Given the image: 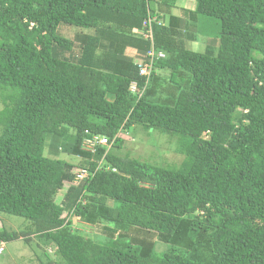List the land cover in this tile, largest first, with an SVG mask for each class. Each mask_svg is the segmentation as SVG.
<instances>
[{"label":"trees","instance_id":"1","mask_svg":"<svg viewBox=\"0 0 264 264\" xmlns=\"http://www.w3.org/2000/svg\"><path fill=\"white\" fill-rule=\"evenodd\" d=\"M0 104V213L26 220L0 226V254L264 264V0H0ZM135 125L176 135L179 166L124 152Z\"/></svg>","mask_w":264,"mask_h":264},{"label":"rangeland","instance_id":"2","mask_svg":"<svg viewBox=\"0 0 264 264\" xmlns=\"http://www.w3.org/2000/svg\"><path fill=\"white\" fill-rule=\"evenodd\" d=\"M179 7L194 8L196 0H177ZM64 26V25H62ZM60 27L59 31L66 37L74 38L78 31L75 26ZM206 37L199 35L198 40L191 43L190 47L203 51V45L206 43ZM165 78L170 76L169 71L161 72ZM2 105L0 104V109ZM124 146L123 150L131 151V156L138 158L142 161L150 162L153 164H169L179 166L184 155L178 152L177 145L178 140L176 135H170L161 131L153 130L150 128L147 130L141 125H135L124 132ZM70 161H74V158L70 157ZM64 191H61L57 197V201L61 200ZM26 222L22 217L0 213V226L5 224L7 227L18 229L22 227L21 223ZM74 227L80 231H83L88 236H92L94 226L91 224L77 221ZM48 251L53 254V249L48 248ZM32 258V259H31ZM33 260V261H32ZM0 264H39L33 251L22 241H11L7 243V251L4 254H0Z\"/></svg>","mask_w":264,"mask_h":264},{"label":"built area","instance_id":"3","mask_svg":"<svg viewBox=\"0 0 264 264\" xmlns=\"http://www.w3.org/2000/svg\"><path fill=\"white\" fill-rule=\"evenodd\" d=\"M144 25H145V27H147V26L149 27V30L144 32L145 37H149V38L152 37V28L150 26L149 21L145 22ZM150 54L153 55L154 51H152ZM160 55L164 56V54H162V53ZM150 66L151 65H148V64H144V65L142 64L141 65L140 73H141V75L146 77V81L149 80L150 75H151V67ZM131 90L133 92H135L136 94H138L139 96H141L144 93L145 87L140 88L138 86L137 82H133L132 85H131ZM112 143L113 142H110V140H109V138L107 136H101V137L95 138L94 140H88L86 142L85 146H86L87 150L95 152L96 151V147H97L96 145H102V146L110 147ZM101 164H102V162H100V164L97 167L96 171L100 168ZM90 173L91 172H90V170L88 168L83 167V168L78 169L77 172H76V177H75L74 183L75 184H79L84 178L88 177L90 175ZM4 245H5L4 242H0V252L3 251Z\"/></svg>","mask_w":264,"mask_h":264},{"label":"crops","instance_id":"4","mask_svg":"<svg viewBox=\"0 0 264 264\" xmlns=\"http://www.w3.org/2000/svg\"><path fill=\"white\" fill-rule=\"evenodd\" d=\"M129 52H131V53L137 55V50H136V49H130Z\"/></svg>","mask_w":264,"mask_h":264}]
</instances>
